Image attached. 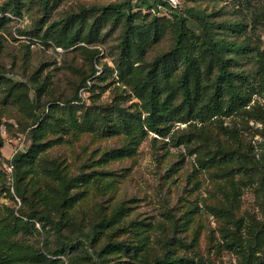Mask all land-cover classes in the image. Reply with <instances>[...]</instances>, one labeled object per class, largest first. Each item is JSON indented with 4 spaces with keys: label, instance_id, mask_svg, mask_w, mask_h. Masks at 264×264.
<instances>
[{
    "label": "rangeland",
    "instance_id": "374dc122",
    "mask_svg": "<svg viewBox=\"0 0 264 264\" xmlns=\"http://www.w3.org/2000/svg\"><path fill=\"white\" fill-rule=\"evenodd\" d=\"M175 1L0 0V264H52L58 238L37 207L77 245L55 264H156L166 252L264 264V98L226 112L222 93L216 115L202 108L218 73L206 39L246 49L226 54L241 93L264 71V0ZM110 4L123 16L90 10ZM178 45L192 61L190 107Z\"/></svg>",
    "mask_w": 264,
    "mask_h": 264
},
{
    "label": "trees",
    "instance_id": "16d2710c",
    "mask_svg": "<svg viewBox=\"0 0 264 264\" xmlns=\"http://www.w3.org/2000/svg\"><path fill=\"white\" fill-rule=\"evenodd\" d=\"M243 1L245 0H236L233 6L236 8H239V6L242 4ZM42 2L47 3L48 0H42ZM164 2L167 4H170L166 0H164ZM10 3L16 6L19 3V0H10ZM170 7H172V5ZM174 8L176 9L177 5L174 6ZM90 10L92 12H98L99 17H107L109 15H112L113 19H116V18H120L123 16L122 6L117 5V4H110L105 7L94 6V7H91ZM178 21H179V24L181 25L182 20L178 19ZM124 22L126 23L125 30L123 32L124 41H122V43L120 44V46H122V50H125V45H126L127 40L129 39V35L131 31V30L129 31L130 24L127 23V20ZM225 28L227 30H230L232 33L236 34L238 31H240L241 27L239 26L238 23H234V24H226ZM183 35H185L184 30H180V36H183ZM74 37L75 38L77 37L76 33ZM178 46L179 47L176 49L177 50L176 53L177 54L179 53L180 56L183 58L184 68L182 72L180 73L178 79L176 80L177 89L178 91H180L181 101L190 107L191 106L190 99H191L192 94H191V91H189V86H191L189 85V81L191 79L194 80L192 77H190L191 75L194 76V72L192 68V61H191L190 55L187 54V52L183 51L182 46L180 45ZM205 47H206V50L211 55V57L216 61L218 73L216 76V80L213 84V89H214L213 93L209 96L207 103L202 105L204 112L209 113V114H215V115L219 112V109L221 106L220 98H221L222 93H225V96H226L224 100V106H225L224 109L226 112H229L232 108L237 107V106L239 107L246 106L252 100L254 95L264 98V71L261 70L260 72H258V77L256 81L249 83L247 87H245L246 89L245 92L241 93L240 85L238 84L237 80H240L242 76H238L237 73L228 70L230 58L226 59V56H227L226 54L232 53V52L245 51L246 49H244L242 46L235 44L234 42L216 41L212 39V37L209 39H206ZM155 61H156L155 65H158V67L161 70H163L162 57L156 58ZM152 89H155V88L152 87ZM152 89L148 92L147 97H146L149 121H153L155 116H157V112H156L157 97ZM196 95H197V91L194 90V96ZM74 100L75 101H73L72 106L70 107V110H69V113L72 117L75 115L74 106L79 105V98H76ZM53 106L54 104L52 103L48 104V107H47L48 114H49V111L53 109ZM48 114H46L44 118H46ZM171 115L172 113H169V115H166V117L171 116ZM44 118L41 121L38 118L39 123L43 122ZM83 119H84V123L89 125V127L92 126L91 124L95 120V118L90 115H85ZM15 162H19L18 157L15 158ZM16 177H18V179L20 178L19 173H17ZM71 186H73V183H68L67 188H71ZM14 190H15V194L18 197L23 198V195L20 192L19 187H15ZM52 193H53L54 198L58 199L59 193H57L56 190H53ZM50 200L52 201L53 198H51ZM63 202H66V201H63ZM68 202H70V200ZM120 210L121 209L118 208L113 213L111 218L117 215L118 214L117 212H119ZM34 212L39 213V214L42 213L44 215V220L50 226L53 227L54 235L58 238L59 243L56 245V249L48 253V256H49L48 261L50 263L52 264L58 263L60 262L58 261V257H61V256L66 257L68 253L73 252L74 250H77V245L71 240L70 237H66L67 235H64L62 233V228L61 226H59L58 221H56L53 217H51L49 213H44L42 208H38V207L34 209ZM24 216L28 218V221H26L24 224L33 223L29 221L30 219H33L31 216H29L28 214H25ZM37 220L40 221V219H37ZM94 228L91 231L92 233L94 232ZM118 246H119V243H115V242L108 243L105 246V248H103V250L110 249V248L117 249ZM44 257L47 258V255L41 256V258H44ZM157 263L158 264H178V259L171 258L169 254L166 252L158 259V261H156V264Z\"/></svg>",
    "mask_w": 264,
    "mask_h": 264
},
{
    "label": "built area",
    "instance_id": "2783aa9c",
    "mask_svg": "<svg viewBox=\"0 0 264 264\" xmlns=\"http://www.w3.org/2000/svg\"><path fill=\"white\" fill-rule=\"evenodd\" d=\"M169 3L173 6L177 5V1H175V0H169ZM11 168H12V166L8 165V167H7L8 172H10L12 170Z\"/></svg>",
    "mask_w": 264,
    "mask_h": 264
}]
</instances>
